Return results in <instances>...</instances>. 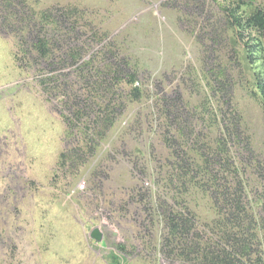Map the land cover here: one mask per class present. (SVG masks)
<instances>
[{"label":"rangeland","instance_id":"rangeland-1","mask_svg":"<svg viewBox=\"0 0 264 264\" xmlns=\"http://www.w3.org/2000/svg\"><path fill=\"white\" fill-rule=\"evenodd\" d=\"M245 1L241 8L247 15L264 9V0ZM224 2L0 0V264H111L110 252L120 243L126 246L123 264H201L181 256L174 245L164 247L167 227L156 203L143 212L136 201L125 216L119 208L147 192L165 208L184 201L202 243L219 239L211 231L217 229L222 200L216 203L211 196L210 175L195 179L175 166L174 147L164 142L167 120L157 109L163 98L170 103L177 98L178 106L194 115L192 126L185 123L184 136L171 129L181 149L203 132L202 142L218 150L225 124L236 131L237 142L228 145L233 157L228 176L237 185L236 168L240 178L245 170L242 197L253 221L261 223L264 107L255 74L264 68V49L256 62L247 59L221 8ZM72 8L77 13L63 19ZM38 37L50 42L49 59L34 49ZM92 44L95 49L77 65L60 71L52 64L68 59L71 49ZM90 60V66L83 64ZM124 62L122 75H137L138 101L124 81L104 89L116 65ZM98 85L102 89L95 95ZM90 96L95 113L79 119L74 114L88 109L80 102ZM111 96L112 106L124 104L125 109L111 115L114 122L100 138L94 122L109 116L105 108ZM249 149L255 160L241 157ZM75 150L83 164H61L60 155ZM183 153L197 162L191 148ZM144 220L146 227L140 225ZM95 228L103 241L91 236Z\"/></svg>","mask_w":264,"mask_h":264},{"label":"trees","instance_id":"trees-1","mask_svg":"<svg viewBox=\"0 0 264 264\" xmlns=\"http://www.w3.org/2000/svg\"><path fill=\"white\" fill-rule=\"evenodd\" d=\"M225 1L226 2L221 3L223 12H225L227 15L232 29L237 32L238 40L244 44L247 59H249L251 62H256L259 58V55L257 54L261 53V51L264 49V9L256 8L252 13L247 15L246 12H243L241 8V3L246 4L245 0H239L237 3L235 1L232 2L229 0ZM74 13H77V8L70 9L69 11L62 14V17L63 19H69ZM44 15L47 17L48 14ZM98 41L99 39L97 42ZM91 48L95 49V46L92 44L90 47L84 46L71 49L68 52V59L61 57V62L58 64H52L57 65V68L59 66V68H61L60 71H63L69 64L77 65ZM34 49L38 51L40 58L46 59H49L53 52L50 42L45 37H38L36 39L34 42ZM93 61L94 60L86 61L83 64L90 66ZM124 67H126L125 62L123 64L118 63L116 65L112 83L107 85L104 89L107 88L111 91V89H114L116 82L124 81L127 85L132 87L130 96L133 97L134 100L138 101L142 97V91L138 86L135 85L137 82V75L136 73H131L123 76L122 72ZM53 69L54 68H52V70ZM100 73L102 74V71H100ZM216 82H219L217 78ZM219 86L220 88L222 87L221 84H219ZM100 87L101 85L95 87V95L102 89ZM255 87L264 107V68H259L258 71H256ZM110 94L113 95L112 93ZM115 94L113 95L115 98L126 95V98L130 99L129 94L122 92H116ZM113 96L110 97V101L106 104L105 108L107 112L110 113L109 116H99L94 122V125L100 128L98 131V136L100 138L105 136L106 131L110 126H112L114 122V117L111 115H114L118 110L122 111L125 109L124 104H115V106H112L114 101ZM93 98V96H90L89 98H86L83 103L80 102L81 106L83 104L84 107H88V109H86V111H84V109H78L74 115L80 116V119L84 115L89 116L95 113ZM179 104L180 102L177 100V98L175 99L174 103L173 101L170 103L168 99L163 98L161 99V102L159 101L157 106L158 113L161 112L160 114L167 120V125L169 127L168 131H166L168 134L166 133L164 142L169 147H174V163L177 169H181L184 173L188 174L194 173L193 178L195 177V179L197 177L200 178L201 174L204 176L210 175L208 176L207 180L212 181L214 186L211 196L216 201V203L218 200H222L220 205L221 209H219V212H221L219 213L220 219L215 220L214 222V225H216L217 229H212L211 231L214 235H218L219 239L215 242H212L215 238L214 236L211 237L209 242L206 244L202 243L204 237L197 230L198 223L195 220L196 218L193 217V211L188 205L185 204L184 201L177 202V206H179L178 208L173 207L174 203L171 205V207L165 208L160 200L156 201L155 197L151 196V193L147 192L143 197L141 194V197H138L137 199L136 197H132V199H128L125 202L120 203V210L125 216V214H128V206H136V201L143 205V212L147 211L148 204L153 202L156 203L159 210L162 212L159 217L162 219V223L167 227L168 236L164 241V247L168 249L169 246L174 245V248L180 249V255L184 256L187 260H191L193 259L192 257H194L199 259L201 264H264V219L261 220L260 224L254 222L253 216L248 213L249 211L247 210V203H244V198L242 197L246 187L243 183H241V181L246 179L244 176L247 173L245 170L242 171L244 174L240 178L238 175L240 173L235 167V174L238 176L236 177L237 185H234L232 182L234 177L229 179L228 176L230 175L229 171L233 166V157L231 149L228 145L230 141L233 142L236 140L237 142L236 131L225 124L226 133H224L222 137L218 138L221 148L218 150L214 149L213 151H211V147L209 149L207 144L202 142L204 139L202 137L203 132L202 134H199L200 136H197V138H192V144L185 149L188 151V149L191 148V151L195 153L196 158L198 157L203 161L204 166L201 167V163H199L200 160L197 158L196 162L189 159L188 156L185 157L183 153V150L185 149H181L179 143L176 144L177 141H175V137L170 136L172 128L178 129L176 132L181 136H184L186 130L185 123L187 122L191 126L193 124L194 115L185 113L183 106L179 107ZM174 108L177 109L173 110ZM199 117L201 118V121L205 120L202 119V114H199ZM192 134L193 129H191V135ZM77 152L78 150L62 153L60 155L61 164L64 165L67 161H71L73 164L78 165L83 164V160L79 163L78 159L82 158ZM241 157L249 161L250 159L251 161L255 160V158L252 159L251 150L247 153H242ZM204 176L203 179L205 178ZM247 179L249 178L247 177ZM185 182L186 181H183L184 186ZM200 184L201 182H199L197 185L202 187V189L207 192V185ZM249 219L250 221H248ZM145 220H147V217ZM145 220L142 224H140L143 227H146ZM258 226L260 227L258 228ZM257 228L260 230L257 231ZM114 248L115 249L110 252L109 261L111 264H123L122 260L124 259V256L122 254L126 253V246L123 243H120L114 245Z\"/></svg>","mask_w":264,"mask_h":264},{"label":"water","instance_id":"water-1","mask_svg":"<svg viewBox=\"0 0 264 264\" xmlns=\"http://www.w3.org/2000/svg\"><path fill=\"white\" fill-rule=\"evenodd\" d=\"M91 236L98 242L103 241V233L101 232L100 228L93 229Z\"/></svg>","mask_w":264,"mask_h":264}]
</instances>
